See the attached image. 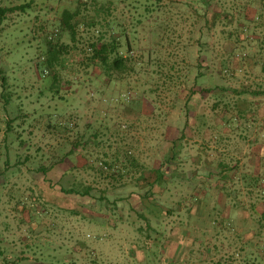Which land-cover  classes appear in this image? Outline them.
Instances as JSON below:
<instances>
[{
    "label": "rangeland",
    "instance_id": "1",
    "mask_svg": "<svg viewBox=\"0 0 264 264\" xmlns=\"http://www.w3.org/2000/svg\"><path fill=\"white\" fill-rule=\"evenodd\" d=\"M0 6V264H264V0Z\"/></svg>",
    "mask_w": 264,
    "mask_h": 264
},
{
    "label": "trees",
    "instance_id": "2",
    "mask_svg": "<svg viewBox=\"0 0 264 264\" xmlns=\"http://www.w3.org/2000/svg\"><path fill=\"white\" fill-rule=\"evenodd\" d=\"M27 7H29V4H24V5H21L19 6V9H22V10H25ZM7 11V8L6 7H2L0 6V16L2 17V15H4ZM121 36H122V33L119 34V36H115L113 38V42H112V49H111V52L115 51L116 52V56L111 59L110 58V49L107 50L106 48H104V46H101L100 48H95V51H94V58H99V60L101 61V63H103V65H108V68L112 67L114 69H121V67L123 66V56H122V53H123V45L121 44ZM126 46L127 48H129L130 44L127 42L126 43ZM126 48V49H127ZM129 51V50H128ZM175 143V144H174ZM172 149H174V153L172 154V158H175V156L177 155L176 154V151H175V147H176V142H172ZM175 146V147H174ZM173 160H168L166 161V163L164 164V162H161L160 166L155 170L156 173H157V176L152 180V182H158L160 179L166 177V172H165V165L166 164H170L172 163ZM154 182V183H155ZM153 184V183H152ZM90 187L87 186L83 191L82 190H74L73 187L71 188H68V189H65V191H67L68 193H81V194H88L90 193ZM0 254H2V250L0 248Z\"/></svg>",
    "mask_w": 264,
    "mask_h": 264
}]
</instances>
